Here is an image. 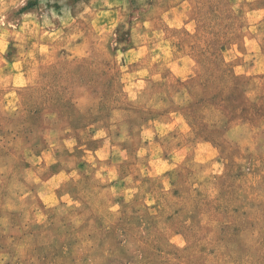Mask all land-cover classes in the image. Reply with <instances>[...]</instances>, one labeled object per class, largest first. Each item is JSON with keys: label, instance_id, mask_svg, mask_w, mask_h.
Segmentation results:
<instances>
[{"label": "rangeland", "instance_id": "obj_1", "mask_svg": "<svg viewBox=\"0 0 264 264\" xmlns=\"http://www.w3.org/2000/svg\"><path fill=\"white\" fill-rule=\"evenodd\" d=\"M0 264H264V0H0Z\"/></svg>", "mask_w": 264, "mask_h": 264}]
</instances>
